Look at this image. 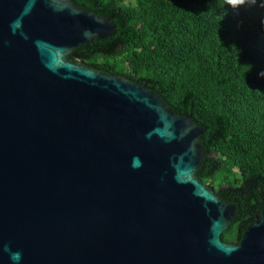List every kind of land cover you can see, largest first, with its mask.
I'll list each match as a JSON object with an SVG mask.
<instances>
[{
  "label": "water",
  "instance_id": "obj_1",
  "mask_svg": "<svg viewBox=\"0 0 264 264\" xmlns=\"http://www.w3.org/2000/svg\"><path fill=\"white\" fill-rule=\"evenodd\" d=\"M110 19L0 0V264H264V197L237 242L220 238L236 207L194 175L202 127L72 60Z\"/></svg>",
  "mask_w": 264,
  "mask_h": 264
},
{
  "label": "trees",
  "instance_id": "obj_2",
  "mask_svg": "<svg viewBox=\"0 0 264 264\" xmlns=\"http://www.w3.org/2000/svg\"><path fill=\"white\" fill-rule=\"evenodd\" d=\"M110 15L113 31L75 48L80 62L144 85L202 127L194 175L236 211L235 243L264 197V0H70Z\"/></svg>",
  "mask_w": 264,
  "mask_h": 264
},
{
  "label": "clouds",
  "instance_id": "obj_3",
  "mask_svg": "<svg viewBox=\"0 0 264 264\" xmlns=\"http://www.w3.org/2000/svg\"><path fill=\"white\" fill-rule=\"evenodd\" d=\"M226 2L231 6L234 10H239L241 7H251L257 3V0H226ZM261 7H264V4H261ZM264 76V72L261 73ZM14 259L19 258V254L13 257Z\"/></svg>",
  "mask_w": 264,
  "mask_h": 264
}]
</instances>
